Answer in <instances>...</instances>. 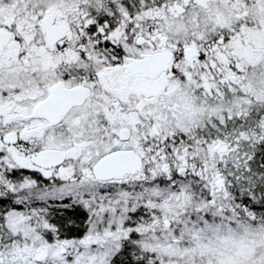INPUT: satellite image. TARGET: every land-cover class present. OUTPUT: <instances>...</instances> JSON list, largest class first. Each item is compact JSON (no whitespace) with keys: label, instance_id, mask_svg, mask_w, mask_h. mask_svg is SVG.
Listing matches in <instances>:
<instances>
[{"label":"snow or ice","instance_id":"1","mask_svg":"<svg viewBox=\"0 0 264 264\" xmlns=\"http://www.w3.org/2000/svg\"><path fill=\"white\" fill-rule=\"evenodd\" d=\"M0 264H264V0H0Z\"/></svg>","mask_w":264,"mask_h":264}]
</instances>
